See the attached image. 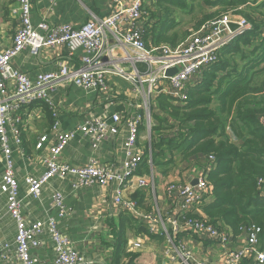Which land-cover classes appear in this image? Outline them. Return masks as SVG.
Segmentation results:
<instances>
[{"label": "built area", "instance_id": "obj_1", "mask_svg": "<svg viewBox=\"0 0 264 264\" xmlns=\"http://www.w3.org/2000/svg\"><path fill=\"white\" fill-rule=\"evenodd\" d=\"M15 1L19 25L9 44L0 50V151L3 159L0 202L4 201L5 215L13 220L16 234L12 244L0 242V261L7 263L8 253L12 252L19 264H39L34 251L42 247L41 239L45 236L52 250L47 264H84L85 255L76 249L61 227L72 213L64 204L63 187L69 182L72 193L78 189H91L94 193L108 190L111 209L143 222L150 234L164 236L179 264H209L187 248L186 241L198 237L221 245L220 264H240L247 256H253L255 264H264V251L257 249L260 227L254 224L240 227L239 236H244L245 244L235 249L229 245V230L212 224L204 215L203 206L211 194L207 180L209 170L195 176V184L191 181L166 183L160 197L162 206L154 197L150 211L141 209L130 197L145 190L155 196L158 175L152 163L150 140L155 97L163 95L174 105L185 103L194 76L215 63L220 50L249 29L246 20L226 14L189 32L176 46L148 47L145 29L143 32L137 25H144L145 6L152 0H109L104 17L78 27L49 23L44 17L33 25L31 0ZM230 24L235 28L231 29ZM25 50L34 56L45 50L64 51L68 62L58 65L57 70L40 72L31 80L12 66V60ZM169 71L174 73L168 76ZM111 78H121L132 86L133 101L125 104L131 109L125 112L106 109L69 131L59 130V112L53 108L49 90L72 84L83 91L107 94ZM37 102L52 105L50 130L54 139L48 142L47 134L39 136L35 149L48 145L49 156L41 159L44 170L38 176L24 175L23 183L26 198L33 200L42 197L46 186L55 187H49V198L51 207L58 211V219L47 214L40 219H30L22 214L20 185L14 171L13 152L23 153L20 128L25 115ZM140 127L144 128L147 138H140ZM77 135L88 142L90 156L86 163L75 166L60 162L61 153ZM104 141H111L114 147L118 144L123 158L101 163L99 148ZM208 159L213 161V156ZM143 161L148 171L140 173ZM257 189L264 198L263 179L257 180ZM178 236L185 238L181 240ZM145 239L148 236L140 234L130 247L141 249Z\"/></svg>", "mask_w": 264, "mask_h": 264}, {"label": "trees", "instance_id": "obj_2", "mask_svg": "<svg viewBox=\"0 0 264 264\" xmlns=\"http://www.w3.org/2000/svg\"><path fill=\"white\" fill-rule=\"evenodd\" d=\"M201 1L200 6L208 13L196 22L194 30L226 14L242 16L250 27L220 50L215 63L202 70L185 103L174 105L163 95L154 99L152 163L157 173L168 176L179 162L194 158L204 161L210 167L207 180L213 196V203L203 206L204 215L233 235L245 225L260 227L259 249L264 251V198H259L257 189V180H264V0ZM194 2L152 0L146 5L147 44L176 46L183 41L188 34L175 31L180 23L174 14L191 12ZM210 155L213 161H209ZM147 171L143 161L140 173ZM130 197L141 209L150 211L141 192ZM121 217L125 223L120 226L127 225L134 234L161 239L129 214ZM123 239L120 233L118 242L124 247ZM137 257L126 253L124 264H135Z\"/></svg>", "mask_w": 264, "mask_h": 264}, {"label": "crops", "instance_id": "obj_3", "mask_svg": "<svg viewBox=\"0 0 264 264\" xmlns=\"http://www.w3.org/2000/svg\"><path fill=\"white\" fill-rule=\"evenodd\" d=\"M108 4L109 0H54V3L52 0H31V21L33 25H36L44 17L49 23H64L78 27L89 20L104 17ZM155 12L156 14L159 13L157 9H155ZM18 25L19 15L16 1L0 0V50L9 44ZM137 27L144 32L142 23H139ZM147 46L155 45L149 46L147 44ZM67 62L68 58L64 51L45 50L41 55L34 56L28 50H25L12 60V66L34 80L40 72L57 70L58 65ZM201 72L194 76L189 89L198 83ZM109 84L107 94L83 91L72 84L55 86L50 89L48 93L53 108L59 112L57 117L59 130L69 131L76 124L83 123L91 116H98L106 109H109V112H125L126 109H131L130 106H125V104L127 101L131 103L133 101L132 86L121 78H111ZM155 108H157L156 103L153 101L152 110H156ZM51 110L52 105L50 106L44 102H37L31 106L24 117L23 126L20 128L23 153L16 150L13 152L15 176L20 185L22 214L30 219H40L46 214L58 219V211L51 207L49 198V187H55L46 186L42 192V197L33 200L26 198V189L23 183L24 175L38 176L44 170L41 159L49 156L48 145L41 150H36L35 144L43 133L47 134L48 142H52L54 139L50 130L53 119L51 120L48 116ZM169 123L172 124V120H169ZM262 125L264 126V120ZM141 134L140 138L143 139L144 136ZM145 138H147V135H145ZM89 156L90 151L87 140L82 135H77L61 153L58 160L68 165L81 166L86 163ZM98 158L101 163H113L122 159L123 154L118 149V144L114 147L111 141H104L100 145ZM206 170H210V167L205 166V162L201 159L194 158L190 159L188 163L179 162L176 166H173L168 176L157 173L155 196L150 190L141 191L146 198L144 205L150 207V203L153 202L154 204L155 197L156 203L162 206L160 197L166 183L193 182L195 176L204 173ZM2 171L3 159L0 151V174ZM63 190L65 193L64 204L71 208L72 213L61 227L63 233L72 239L76 249L85 255L84 264H116V260H119V264H124L127 260L126 253L138 255L135 264H179L172 249L167 247L164 236H161V239L148 237L143 241L139 250L130 247L139 235L134 234L133 230L128 228L127 225L120 226L121 222L122 224L125 223L122 217L120 218V215L124 213L111 209L110 192L108 190H100L94 193L91 189H78L72 193L69 182L65 183ZM259 198L263 199L260 195ZM212 203L213 196L209 193L204 205ZM120 233L124 236L123 240L126 239L124 247L119 245L118 242ZM15 234V224L10 217L5 215L4 201H1L0 242L12 244ZM239 235L230 234L229 245L235 249H239L245 244L244 236ZM184 238L185 236L180 239L184 240ZM41 240L44 244L34 253L38 258L37 260H39V264H47L52 258V250L45 236ZM186 244L188 249L196 252L209 264H220V255L223 250L221 245L206 237L192 238L187 240ZM118 249L121 252H118ZM257 249L260 250L259 244ZM8 255V262L2 263L0 261V264H19L12 257V252H9ZM240 264H255V260L253 256H247Z\"/></svg>", "mask_w": 264, "mask_h": 264}, {"label": "rangeland", "instance_id": "obj_4", "mask_svg": "<svg viewBox=\"0 0 264 264\" xmlns=\"http://www.w3.org/2000/svg\"><path fill=\"white\" fill-rule=\"evenodd\" d=\"M201 2H202L201 0H195V2L193 3V9L189 13H182L180 11H176V13L174 14V18L177 19L176 21L178 23H180L178 28H176V30H175L176 32H178L179 34L187 32V34H188L189 32L194 30L196 22L201 18L202 15L208 13L206 8L203 9V7L200 6ZM234 16H236V15H234ZM239 17H242V16H239ZM214 19H216V17ZM141 135L145 136L147 134L144 130H142ZM103 239H105V237H103Z\"/></svg>", "mask_w": 264, "mask_h": 264}, {"label": "water", "instance_id": "obj_5", "mask_svg": "<svg viewBox=\"0 0 264 264\" xmlns=\"http://www.w3.org/2000/svg\"><path fill=\"white\" fill-rule=\"evenodd\" d=\"M230 28H231V29H234V28H235V25L230 24ZM172 73H174V71H169V72H167V75L169 76V75L172 74ZM195 183H196V181H193V182H192V184H195Z\"/></svg>", "mask_w": 264, "mask_h": 264}]
</instances>
